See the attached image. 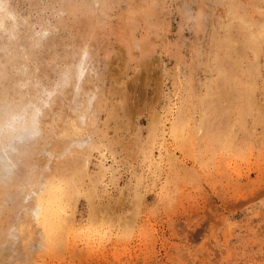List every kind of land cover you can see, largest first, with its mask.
I'll list each match as a JSON object with an SVG mask.
<instances>
[{
    "label": "rangeland",
    "instance_id": "374dc122",
    "mask_svg": "<svg viewBox=\"0 0 264 264\" xmlns=\"http://www.w3.org/2000/svg\"><path fill=\"white\" fill-rule=\"evenodd\" d=\"M0 264H264V0H0Z\"/></svg>",
    "mask_w": 264,
    "mask_h": 264
},
{
    "label": "bare ground",
    "instance_id": "6f19581e",
    "mask_svg": "<svg viewBox=\"0 0 264 264\" xmlns=\"http://www.w3.org/2000/svg\"><path fill=\"white\" fill-rule=\"evenodd\" d=\"M245 37V36H244ZM225 39V38H224ZM228 48V47H227ZM228 52V51H227ZM234 64V63H233ZM239 65V64H238ZM199 101H201V100H199ZM206 101V100H205ZM82 124V123H81ZM220 137V136H219ZM217 138V137H216ZM216 140H218V139H216ZM70 166V165H69ZM36 209V208H35ZM33 212V211H32ZM31 218V217H30ZM35 220V219H34ZM46 222V221H45ZM40 223V222H39ZM44 225V224H43Z\"/></svg>",
    "mask_w": 264,
    "mask_h": 264
}]
</instances>
